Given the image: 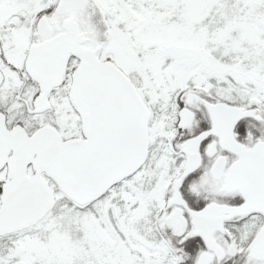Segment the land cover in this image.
I'll list each match as a JSON object with an SVG mask.
<instances>
[{
    "label": "snow or ice",
    "instance_id": "obj_1",
    "mask_svg": "<svg viewBox=\"0 0 264 264\" xmlns=\"http://www.w3.org/2000/svg\"><path fill=\"white\" fill-rule=\"evenodd\" d=\"M0 264H264V0H0Z\"/></svg>",
    "mask_w": 264,
    "mask_h": 264
}]
</instances>
